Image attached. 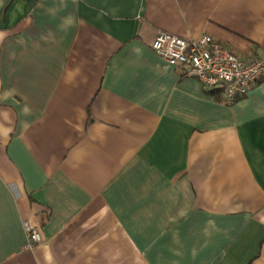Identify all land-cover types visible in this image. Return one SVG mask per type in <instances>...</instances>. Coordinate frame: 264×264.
<instances>
[{
	"label": "crops",
	"instance_id": "1",
	"mask_svg": "<svg viewBox=\"0 0 264 264\" xmlns=\"http://www.w3.org/2000/svg\"><path fill=\"white\" fill-rule=\"evenodd\" d=\"M161 31L264 58V0H0V264H264V79L229 103Z\"/></svg>",
	"mask_w": 264,
	"mask_h": 264
},
{
	"label": "built area",
	"instance_id": "2",
	"mask_svg": "<svg viewBox=\"0 0 264 264\" xmlns=\"http://www.w3.org/2000/svg\"><path fill=\"white\" fill-rule=\"evenodd\" d=\"M152 49L170 64L181 66L184 76L196 77L207 87L222 88L229 103L264 79V58H244L211 34L194 39L161 31L152 42ZM25 227L27 245L34 247L42 240L41 234L29 223Z\"/></svg>",
	"mask_w": 264,
	"mask_h": 264
}]
</instances>
